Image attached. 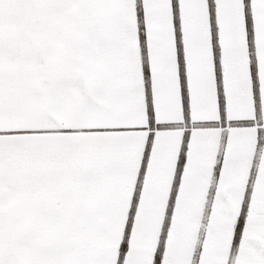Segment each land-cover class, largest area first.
<instances>
[{
  "label": "snow or ice",
  "instance_id": "6c2138e0",
  "mask_svg": "<svg viewBox=\"0 0 264 264\" xmlns=\"http://www.w3.org/2000/svg\"><path fill=\"white\" fill-rule=\"evenodd\" d=\"M0 264H264V0H0Z\"/></svg>",
  "mask_w": 264,
  "mask_h": 264
}]
</instances>
